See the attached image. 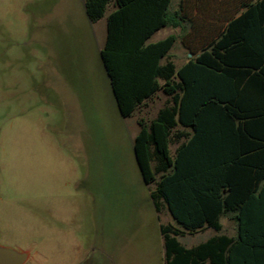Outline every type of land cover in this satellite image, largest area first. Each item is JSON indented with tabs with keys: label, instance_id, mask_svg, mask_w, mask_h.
Returning a JSON list of instances; mask_svg holds the SVG:
<instances>
[{
	"label": "rangeland",
	"instance_id": "1",
	"mask_svg": "<svg viewBox=\"0 0 264 264\" xmlns=\"http://www.w3.org/2000/svg\"><path fill=\"white\" fill-rule=\"evenodd\" d=\"M239 4L185 2L198 39ZM88 24L82 0H0V247L27 253L26 264H162L160 221L177 224L165 208L158 220L146 197L154 185L133 152L138 127L119 113L103 36ZM183 38L172 55L186 57ZM221 222L236 235L233 220Z\"/></svg>",
	"mask_w": 264,
	"mask_h": 264
},
{
	"label": "trees",
	"instance_id": "2",
	"mask_svg": "<svg viewBox=\"0 0 264 264\" xmlns=\"http://www.w3.org/2000/svg\"><path fill=\"white\" fill-rule=\"evenodd\" d=\"M172 2L84 0L92 22L111 3L117 7L108 16L101 59L120 115L132 117L158 91L167 97L154 119H138L133 143L143 182L154 185L157 213L165 208L181 229L161 225L165 262L264 264V0H239V12L202 39L186 0L176 10ZM140 10L152 14L150 27L120 30L127 13ZM166 27L181 29L193 55L179 69L168 58L176 36L146 45ZM140 47L148 60L142 67ZM227 216L235 236L221 234L190 249L180 243L184 233L203 228L221 233Z\"/></svg>",
	"mask_w": 264,
	"mask_h": 264
},
{
	"label": "crops",
	"instance_id": "3",
	"mask_svg": "<svg viewBox=\"0 0 264 264\" xmlns=\"http://www.w3.org/2000/svg\"><path fill=\"white\" fill-rule=\"evenodd\" d=\"M82 2H83L84 13H85V15H86V17L88 19V23H89L88 25H89V27L94 32H96L98 35H100L101 36V39H102V36H103V40L101 41V43L99 45V53H100V57H101V50L103 49V47L105 45V42H106V39H107V34H108V16L112 12L116 11L117 10V7L113 3H111L109 5L108 9H107L106 15L102 19H100L99 21L92 22V21H90V19L88 18L87 14H86L84 0H82ZM176 9L177 8H174V0H173V2H172V10H176ZM149 16L152 17V14H148V13L142 11V10L135 11V12H129V13H127V17H128L127 19H128V21H125V23L120 24L119 25V28H120V30H124L125 29V30H127L128 32H131V33H143L144 31H146V28L147 27H150V23H148V20H146V19H148ZM188 27H190V26L188 25L187 28ZM163 31H165V32H163ZM170 35H174V36L177 37V41H176L174 47L172 48V50H173L175 48L176 44L178 42H180L179 38H181L182 35H183V32L181 31L180 28H176V29L170 28V27L163 28V29L155 32L154 35L147 41L146 45L156 44V43L164 40L165 38H167ZM181 43L183 45V42H181ZM183 48L187 52L186 57L185 56L184 57H181L178 54H173L172 55V50L169 52V55H168L169 60L173 62V64L176 66L177 69L181 68L183 65H185L189 61V59L193 58V55L187 51V49L185 48L184 45H183ZM143 51H144V47H140L138 49V51H137L138 57H139V60H137V61L140 63V67H142V64H144L146 61H148L147 58L144 56L145 55L144 54L145 52H143ZM124 55L127 56L128 54L124 53ZM166 62H167V58L165 57L161 61V64L164 65V64H166ZM103 67H104V65H103ZM104 71L106 73L108 82L110 84V79H109V77L107 75V72H106L105 68H104ZM141 74H144V73H141ZM158 81H159L160 84H163L164 83L163 80H161V79H159ZM110 88H111V85H110ZM111 92H112V96L114 97L112 89H111ZM162 97H165V95L161 91H158L156 93V95H154V97H153L152 100H148L145 103V105L140 106L135 111V113L133 114L132 117H134L133 119L135 121V124L138 127V130H137V132L134 135V138L132 140V148H133L134 139L137 136V134L139 133V129H140L139 128V125H138V119L139 118H145V119H148L149 118L148 120L154 119L157 116L158 111L160 110V108L163 107V106H161V107L156 108L157 105H158V103H159V100ZM114 100H115V98H114ZM179 145H180V142L179 143H175V147H178ZM133 152H134V149H133ZM150 192H151V190L146 191V197H147L149 203L151 204L152 209L155 212L156 217L158 218V220H160V213H157V211H156V209L154 207L153 201H152L151 196H150ZM168 214H169V212H168ZM161 225H172L175 229H180L177 225H174L171 222L170 218H169V221H168L167 224H164L163 222L160 221V233H161ZM222 225H223V223H222ZM209 230H212V229H210V228H203L201 230H198L196 232H192V233H189V234L184 233L178 239H179L180 243L184 247L190 249V248L196 247V246H198V245H200L202 243L207 242L208 240H210L211 238H213L215 236H218V235H221V234L222 235H225L221 231V233H217L216 232V234L209 235L208 237H206V239H204L203 241H201L200 243L195 244V245H185V244L182 243V240L186 239L187 237H190V236H193V235H198L200 233H205V232H207ZM161 236H162V234H161ZM163 247H164V243H163ZM216 254L220 255V252H216ZM212 262L213 261H211L210 258L209 259L208 258L207 259L203 258V259H201V261H198V264H213ZM162 264H166V262H165V252L164 251H163V256H162Z\"/></svg>",
	"mask_w": 264,
	"mask_h": 264
},
{
	"label": "water",
	"instance_id": "4",
	"mask_svg": "<svg viewBox=\"0 0 264 264\" xmlns=\"http://www.w3.org/2000/svg\"><path fill=\"white\" fill-rule=\"evenodd\" d=\"M28 258L27 253L0 247V264H26Z\"/></svg>",
	"mask_w": 264,
	"mask_h": 264
}]
</instances>
